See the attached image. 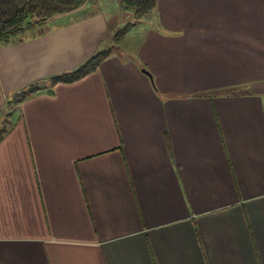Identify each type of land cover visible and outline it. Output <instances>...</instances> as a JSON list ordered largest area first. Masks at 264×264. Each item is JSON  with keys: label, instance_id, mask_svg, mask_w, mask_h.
Segmentation results:
<instances>
[{"label": "crops", "instance_id": "0c3cea01", "mask_svg": "<svg viewBox=\"0 0 264 264\" xmlns=\"http://www.w3.org/2000/svg\"><path fill=\"white\" fill-rule=\"evenodd\" d=\"M125 12L0 44V264H264V0H157L49 80Z\"/></svg>", "mask_w": 264, "mask_h": 264}, {"label": "trees", "instance_id": "16d2710c", "mask_svg": "<svg viewBox=\"0 0 264 264\" xmlns=\"http://www.w3.org/2000/svg\"><path fill=\"white\" fill-rule=\"evenodd\" d=\"M85 0H0V44L13 41L14 35H18L25 30L32 29L37 33L45 32L44 22L57 13L72 10ZM123 10L129 11L135 17H141L151 12L157 4V0H118ZM38 18L42 21H35ZM132 25H126L116 29L110 37V43L98 49L87 57L77 67L65 71L57 72L49 77L51 82H71L79 79L96 69L100 62L107 57L115 48L123 34ZM36 34V33H35ZM19 36V35H18ZM21 36V35H20ZM22 37L20 40H23ZM41 82H33L13 93V101H21L33 93L41 90ZM209 91L207 94H213ZM225 89H220L216 93H224Z\"/></svg>", "mask_w": 264, "mask_h": 264}, {"label": "rangeland", "instance_id": "374dc122", "mask_svg": "<svg viewBox=\"0 0 264 264\" xmlns=\"http://www.w3.org/2000/svg\"><path fill=\"white\" fill-rule=\"evenodd\" d=\"M86 1V0H85ZM84 1V2H85ZM111 5H113V3H111ZM114 5H116V3L114 2ZM115 9V8H114ZM107 13H108V17H109V19H112V12H111V10H107L106 11ZM126 13V15H127V17H125L126 19L124 20V22H125V24L124 25H126L127 24V22L128 23H130L131 25H133V23L135 24L136 22H137V17H135L134 15H132V13L131 12H125ZM123 16H125V15H123ZM121 17V16H120ZM119 17V18H120ZM51 20V18H49V19H47L45 22H44V24H46V23H48L49 21ZM35 21H38V22H40V21H42V20H40V19H38V18H35ZM43 24V25H44ZM123 24V23H122ZM43 27H45V26H43ZM122 27V26H121ZM26 34H27V32L25 31V32H21V33H19L18 35H21V36H26ZM125 34V33H124ZM123 34V35H124ZM115 47H118L117 46V43H116V46Z\"/></svg>", "mask_w": 264, "mask_h": 264}, {"label": "water", "instance_id": "95a60500", "mask_svg": "<svg viewBox=\"0 0 264 264\" xmlns=\"http://www.w3.org/2000/svg\"><path fill=\"white\" fill-rule=\"evenodd\" d=\"M145 70V69H144ZM147 73H148V71L147 70H145Z\"/></svg>", "mask_w": 264, "mask_h": 264}]
</instances>
